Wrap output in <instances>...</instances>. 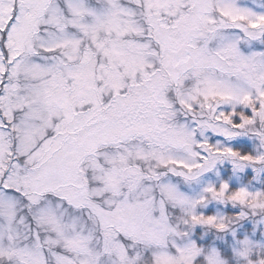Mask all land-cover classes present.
<instances>
[{
	"label": "snow or ice",
	"instance_id": "snow-or-ice-1",
	"mask_svg": "<svg viewBox=\"0 0 264 264\" xmlns=\"http://www.w3.org/2000/svg\"><path fill=\"white\" fill-rule=\"evenodd\" d=\"M0 264H264V0H0Z\"/></svg>",
	"mask_w": 264,
	"mask_h": 264
}]
</instances>
